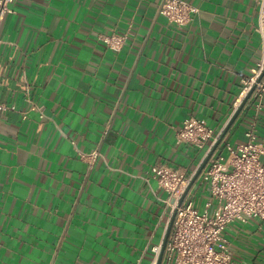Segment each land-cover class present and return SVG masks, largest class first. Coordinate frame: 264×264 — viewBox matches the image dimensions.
Here are the masks:
<instances>
[{
  "label": "crops",
  "instance_id": "obj_1",
  "mask_svg": "<svg viewBox=\"0 0 264 264\" xmlns=\"http://www.w3.org/2000/svg\"><path fill=\"white\" fill-rule=\"evenodd\" d=\"M163 1L4 6L0 102L13 109L0 116V264L153 263L172 208L151 167L195 174L212 144L178 143L177 131L196 118L223 134L264 57L254 1L184 0L197 9L185 26L159 15ZM253 123L264 145V108L249 100L214 155ZM226 237L235 264H264V222Z\"/></svg>",
  "mask_w": 264,
  "mask_h": 264
},
{
  "label": "built area",
  "instance_id": "obj_2",
  "mask_svg": "<svg viewBox=\"0 0 264 264\" xmlns=\"http://www.w3.org/2000/svg\"><path fill=\"white\" fill-rule=\"evenodd\" d=\"M13 1L0 2L3 7L0 19L5 13L4 6ZM252 1L258 6L257 31L264 44V0ZM196 12L197 9L184 0H164L159 8L160 16L179 26L189 24ZM103 41L111 50H120L124 40L111 36ZM263 74L264 57L252 76L243 81L244 97L255 88L249 100L253 101L257 111L264 108ZM7 109L13 108L0 102V116ZM221 135H216L205 120L189 118L177 131L176 138L178 143L191 144L198 149L212 144V149ZM83 157L94 162L100 153L94 151ZM194 175L161 163L150 169L157 188L168 195L165 202L171 206L172 216L175 214L162 264H235L226 237L229 227L246 224L248 219L264 222V145L259 140L256 124L246 131L245 142L235 149L228 144L226 155H213L210 159L197 181L200 187L206 188L208 197L195 207L197 193H193L194 186L180 205ZM161 249L162 246L154 248L152 264H158Z\"/></svg>",
  "mask_w": 264,
  "mask_h": 264
},
{
  "label": "water",
  "instance_id": "obj_3",
  "mask_svg": "<svg viewBox=\"0 0 264 264\" xmlns=\"http://www.w3.org/2000/svg\"><path fill=\"white\" fill-rule=\"evenodd\" d=\"M264 75V74H263ZM263 76H261L262 78ZM255 88H252V90L249 92V94L244 98L243 102L241 103L240 107L238 108V110L236 111V113L234 114L233 118L230 120L226 130L223 132V134L221 135V137L219 138V140L216 142V144L213 146V148L211 149V151L209 152V154L206 156V159L204 160L202 166L197 170V172L194 175L193 180L191 181L189 187L187 188L184 196L182 197L181 201H180V205L182 204V202L184 201L185 197L188 195V193L190 192V190L193 188L195 182L197 181V179L199 178L200 174L203 172V170L205 169V167L208 165L210 159L212 158V156L214 155L216 149L219 147V145L221 144L222 140L224 139L226 133L229 131V129L231 128V126L234 124V122L236 121V119L238 118V116L240 115V113L242 112V110L244 109V107L246 106V104L248 103L249 99L252 96V93L254 91ZM174 220H175V214L172 216L171 222L169 224L164 242L162 244V249H161V254L159 256L158 259V264H162L163 261V256L165 253V249L171 234V230L174 224Z\"/></svg>",
  "mask_w": 264,
  "mask_h": 264
},
{
  "label": "rangeland",
  "instance_id": "obj_4",
  "mask_svg": "<svg viewBox=\"0 0 264 264\" xmlns=\"http://www.w3.org/2000/svg\"><path fill=\"white\" fill-rule=\"evenodd\" d=\"M202 190H205V187H201L200 191H202ZM195 191H196V188L193 189V193H195ZM202 195H203V192L197 193V196H196L197 197V201H196L195 207H198L199 206V204H200V197Z\"/></svg>",
  "mask_w": 264,
  "mask_h": 264
}]
</instances>
